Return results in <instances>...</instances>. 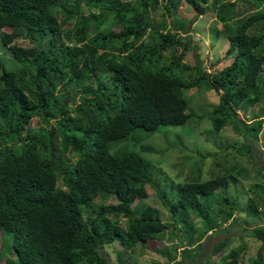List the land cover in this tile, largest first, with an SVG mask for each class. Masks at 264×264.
<instances>
[{"label": "trees", "instance_id": "trees-1", "mask_svg": "<svg viewBox=\"0 0 264 264\" xmlns=\"http://www.w3.org/2000/svg\"><path fill=\"white\" fill-rule=\"evenodd\" d=\"M180 1L198 14L206 2L0 0V28H12L0 31L12 57L11 67L0 61V234H10L14 255L3 258L5 264H111L99 249L112 241L133 252L148 239L160 241L164 232L171 239L173 230L155 208L132 205L146 196L151 178L149 163L130 143L160 128L184 125L190 113L183 89L218 94L207 113L214 131L232 124L244 138L264 135V121L243 122L234 109L264 102V0H239L250 7L239 17L233 2L213 0L216 21L228 38L226 54L234 55L210 73L194 53L188 77L182 75L187 66H178L171 54L174 45L189 41L188 20L175 12ZM160 7L167 12L156 14ZM252 24L256 30L247 33ZM17 38L34 44L16 45ZM164 51L170 62L162 58ZM33 118L41 124L30 129ZM249 145L235 151L252 156ZM224 165L223 173L208 179L156 183L185 239L177 240L176 248L191 262L201 247L191 242L193 231L201 238L207 231L227 230L230 224H222L236 220L238 195L227 188L248 172L233 162ZM262 168H254L260 181L248 185L243 208L246 218L263 216L247 234L258 243L255 253L239 262L245 245L228 247L224 237L214 242L210 255L227 250L222 259L233 264H264V211L258 212L264 209ZM110 196L114 203L105 202ZM212 196L215 208L210 209L205 201ZM188 218H197L200 228ZM117 258L119 264H137L131 255ZM204 259L198 264H210L208 256Z\"/></svg>", "mask_w": 264, "mask_h": 264}, {"label": "rangeland", "instance_id": "rangeland-1", "mask_svg": "<svg viewBox=\"0 0 264 264\" xmlns=\"http://www.w3.org/2000/svg\"><path fill=\"white\" fill-rule=\"evenodd\" d=\"M228 1L233 2V8L237 13V17L247 14L250 9L246 2L239 0ZM203 6L204 11L201 14H197L196 10L184 1L178 2L175 9L178 18L188 20L186 24L187 31L189 32L186 35L189 40L187 45H174V52L171 53L172 60L176 61L178 66H187V70L182 73L185 77L191 74V66L195 62L193 58L194 53L198 55L200 66L210 73L228 64L234 55V51L226 54L228 38L216 21V5L213 0H206ZM161 12H167V10L164 7H160L155 13ZM80 13L86 14V10L82 9ZM156 14L154 15L155 17L157 16ZM165 19L169 23L168 16H165ZM256 27L257 24H252L246 29V32H254ZM11 29L3 27L0 28V31L8 32ZM111 31L115 32L117 28L112 27ZM91 33L92 31L89 32V34ZM13 42L16 45L24 47L34 44L33 41L26 38H17ZM192 48L193 50H191ZM162 58L166 62L171 61L166 51L162 52ZM0 61L7 63L8 67L12 66L10 51L1 42ZM261 76H259L260 79H262ZM183 92L187 96L185 111L190 113L184 125L163 127L157 132L144 137L137 144L130 143V147L139 153L145 162L149 163L151 178L150 182L145 184L146 196L140 201L135 200L132 205L137 207L148 205L155 208L158 211L160 221L167 229H172L174 235L169 239L168 234L164 232L160 241L148 239L144 244H137L133 252L122 249L117 241L105 244L99 249V252L111 264H119V260L121 259L117 258V256L128 258L129 255L136 257L137 264H169V262L178 259L184 264H198L204 261L206 256H208L206 262L210 264H233V259H222L227 254V250L213 255L209 254L214 242L224 237L227 238L228 247L245 245V251L241 260L238 259L239 262L242 263V259L244 260L245 257L255 253L258 243L247 237V234L250 228L263 222V216L259 214L253 219L246 218L243 208L249 194L246 192L248 185L260 181V178L254 174V168L258 167L259 164L264 165V135L258 133L255 141L251 137L244 138L239 131L235 130L232 124H225L218 131H214L207 113L217 105L218 94L212 90L201 92L194 88L183 89ZM234 109L243 122L250 123L257 119L264 121V102L261 100L253 106L241 103V105H237ZM39 124H41L39 120L33 118L29 124V128H37ZM243 143L250 144L252 156L235 151V149H240ZM140 145H147L152 148V151H141ZM226 153L228 154L226 155ZM228 161L243 166L245 171L248 172V177L240 179L227 188V192L230 195H238L236 198L237 210L234 213L236 220L232 223H228L227 221L222 224V226L230 224L227 225V230L222 228L220 230L207 231L201 238H198L197 233L193 231L191 242H201V247L199 254L191 262L186 256L182 257L181 252L176 248L177 240L183 242L185 239L182 237L181 231L172 223L167 207L157 195L158 184L156 183H160L165 178L174 181H183L191 176H198L202 180L208 179L216 174L223 173V169L226 167L224 162L226 164ZM259 174L264 175L263 168L259 170ZM211 199L209 200L208 198L205 202L210 209H213L215 208V196H212ZM105 202L111 204L115 200L113 196H110ZM262 211L264 209L258 208L259 213H262ZM188 221L191 226L200 228L197 218H188ZM10 244V234L2 232L0 234V256H2L0 264H5L3 258L14 257L13 253L9 250Z\"/></svg>", "mask_w": 264, "mask_h": 264}, {"label": "clouds", "instance_id": "clouds-1", "mask_svg": "<svg viewBox=\"0 0 264 264\" xmlns=\"http://www.w3.org/2000/svg\"><path fill=\"white\" fill-rule=\"evenodd\" d=\"M196 13H197V11H196ZM198 14V13H197ZM219 24V23H218ZM220 25V24H219ZM186 30H187V25H186ZM224 33V32H223ZM226 36H227V34L226 33H224ZM228 46V45H227ZM260 101V100H259ZM262 101V100H261ZM258 102V101H257ZM256 102V103H257ZM263 102V101H262ZM144 161V160H143ZM145 162V161H144ZM2 234V233H1Z\"/></svg>", "mask_w": 264, "mask_h": 264}, {"label": "bare ground", "instance_id": "bare-ground-1", "mask_svg": "<svg viewBox=\"0 0 264 264\" xmlns=\"http://www.w3.org/2000/svg\"><path fill=\"white\" fill-rule=\"evenodd\" d=\"M114 207V206H113Z\"/></svg>", "mask_w": 264, "mask_h": 264}]
</instances>
